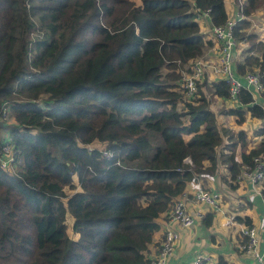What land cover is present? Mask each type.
<instances>
[{"label":"trees","instance_id":"16d2710c","mask_svg":"<svg viewBox=\"0 0 264 264\" xmlns=\"http://www.w3.org/2000/svg\"><path fill=\"white\" fill-rule=\"evenodd\" d=\"M259 1L246 0V16ZM206 10L213 24L229 19L225 0H0V264H147L190 181L221 172L235 188L264 159V89L243 87L223 107L240 127L249 114L263 121L253 146L247 128L217 122L202 89L229 101L226 79L204 78L192 98L181 90L187 63L214 44L198 18ZM249 25L234 29L250 43L235 68L257 70L264 85V36ZM7 140L14 160L4 166ZM213 220L208 210L202 222Z\"/></svg>","mask_w":264,"mask_h":264},{"label":"built area","instance_id":"2783aa9c","mask_svg":"<svg viewBox=\"0 0 264 264\" xmlns=\"http://www.w3.org/2000/svg\"><path fill=\"white\" fill-rule=\"evenodd\" d=\"M203 16L210 17L209 10L201 13L198 18L202 19ZM239 20V17L229 18L225 23L213 25L211 29L214 38L221 43L217 64L212 66V71L217 75L216 79H226L229 84V101L232 100L234 102H239L238 95L243 87L250 90L254 96H257L264 89L257 70H249L243 75L236 71V38L234 29ZM195 59L191 60L195 61L191 64L192 70L184 81L186 94L190 98L195 95L198 82L202 81L206 74L207 60ZM4 116H8V113H5ZM3 151L2 163L4 166H9L14 160L13 145L9 140L5 142ZM185 162L193 163L189 156L185 158ZM254 162V166H245L242 169L237 176V180H247L253 186L254 192L261 197L264 205V159L256 156ZM208 210H224L219 195L201 185L193 191L188 188L183 190L173 200L167 218L160 220L162 222L161 229L163 227L162 234L158 235L160 244L158 247L151 246L154 251L149 254L150 257L147 264H179L171 262V259L181 238V229L197 225L203 220ZM242 235L247 236V242L241 245L243 254L255 259L259 264H264V246H262L264 238L260 236L257 226L245 224L242 227ZM214 260L213 254L199 252L186 264H207L212 263Z\"/></svg>","mask_w":264,"mask_h":264},{"label":"crops","instance_id":"0c3cea01","mask_svg":"<svg viewBox=\"0 0 264 264\" xmlns=\"http://www.w3.org/2000/svg\"><path fill=\"white\" fill-rule=\"evenodd\" d=\"M232 11H235V6H234V9H232ZM236 12H237V9H236ZM209 19L210 17L203 16L202 23L205 24L207 22H210ZM206 27L209 28L210 26H206ZM208 28H207V32H209ZM203 31L207 33L205 29H203ZM210 33H211L212 38L214 39V44L207 49L206 53H207V57L215 59L216 55L219 53V49H218L219 43L214 38L212 34V30ZM236 54L239 57L243 56V52H241V49H238V48H236ZM215 77H216L215 74H211L210 79H213ZM252 120L253 119L249 120L247 118L246 122L248 123V125L250 124L251 127L253 128V125L257 124V122L256 120H253V121ZM248 131L251 133L250 129H248ZM252 135H253L252 140H249L250 142H252L249 144L250 146L257 144L258 143L257 141H259L260 139L258 138V135H254V134ZM219 178L220 177L218 175H212V174L202 175L198 177L197 179L190 181L187 188L193 191L201 185V186L211 189L213 192L218 193V195L221 197L222 207L224 208V210L223 211L222 210H219V211L212 210L214 212V220H213L212 225H215L216 223H218V225L225 226V224H223L225 221H222V219H225L227 221L226 223L236 227V232L234 234L231 233V242L234 244V249L236 250V251L234 250L233 253H236L238 250L237 246L240 244L239 242H240V237L242 235V227L245 226V224H243L244 222L236 219L235 216L237 214L251 215L253 218V222H252L253 225L257 226L260 232V236L264 238V205H263L261 197L258 196L254 192L253 186L247 180H241V181L238 180L235 183L236 184L235 188H230L231 189L230 196H228V198L225 199L220 189L221 181ZM226 230L228 231L227 228ZM162 232H163V227L159 231V233L156 234L157 239H158V235H161ZM202 233L206 234L207 237H204V239L206 242L209 243L207 245L209 247V252L207 253H210V252L213 253V251H216L217 249L215 248V246H212L211 240L215 241L216 243H221V241L219 240L217 235L210 234L211 238H209L208 232L206 231V225L201 221L193 227L181 229V238L176 245L175 253L171 259V262L179 263V264H186L194 257L196 253L205 252L204 249H200V246L202 245L200 235ZM233 237L235 238L233 239ZM234 240H236L237 244L234 242ZM262 246H264V241L262 242ZM153 251L154 249H152L151 252ZM220 253L223 254L224 257L229 261V264L232 263V260H235V258L232 257V253L225 254L219 251L218 254L216 255L219 256ZM214 262L215 260L212 263L214 264ZM254 262H256L255 259L244 257L242 255V260L237 259L232 264H254Z\"/></svg>","mask_w":264,"mask_h":264},{"label":"rangeland","instance_id":"374dc122","mask_svg":"<svg viewBox=\"0 0 264 264\" xmlns=\"http://www.w3.org/2000/svg\"><path fill=\"white\" fill-rule=\"evenodd\" d=\"M138 2H140V0H138ZM225 3H226V7H227L228 13L230 11L229 18H234V17H239V19L247 18L250 21V25L246 29L247 32H255V33H259V35L261 34L262 36H264V0H260L258 2V4H257L256 9L253 10L252 13L250 15H248V16H246L245 13H244V9H245L246 3H247L246 0H225ZM234 6H235V11H232V9H234ZM236 9H237V11L240 10L239 13L236 12ZM209 20H210V22H207V23L203 24L202 23V19H199V21L201 23L202 31H203V29H205V31L207 32V28L208 27H206V26H210L208 28L209 32H207V35L212 37L210 32H211V29H212L213 25H215V24H213L211 22V16H210ZM218 43H219V47H220V45H221L220 41H218ZM235 44H236L235 49L236 48L241 49V52H243V56H241V57L237 56V54H236L235 61L240 60L242 57L243 58L241 60H243L244 59V55L247 53V51H245V50L250 47V43L249 42H239L238 40H236ZM219 47H218V49H219ZM195 58L207 60V62H206L205 79H207L209 82L214 80V79H216V77L213 78V79H210V77H211V74H215L212 71V66L217 64L218 54L216 55L215 59L207 57V53L206 52L203 55L195 57ZM195 58H193V59H195ZM195 60L187 63V65L185 67V70H183L184 76H183V80H182V88H181L182 91H184L183 90V86H184L185 77L191 72V71L189 72L188 69L192 70L191 64ZM215 76H217V75L215 74ZM203 82H202V89L204 90V93H205L206 97L211 101V105L213 106V108L217 112L216 118H217V122L219 124L220 123H224V124L228 125V127H230L231 130H232L231 134H235L237 132V130L239 128H242V127H245V128L247 127L248 129H250V131L253 130L251 125L250 124L248 125L247 122H245L243 124V126L240 127L239 123L237 122V120H236V118L234 117L233 114H223L224 104H225L224 108H226V107L228 108L230 106L236 105V102H234L232 100L231 101L222 102L221 99H216L215 96H213L211 94V90L209 88L210 85L204 84ZM184 92H186V91H184ZM181 106H183V104ZM220 110H221V112H219ZM2 118L5 119V121L7 123H13L14 122V120L10 116H3ZM248 119L249 120H251V119L257 120V118L251 117L250 114H249ZM256 122H257V124H260V123L263 124L262 120L261 121L258 120ZM5 130H6L5 127H2L0 129V132H2V134L4 136H6V134H7V131H5ZM252 136H253L252 132L251 133L249 132V140H252ZM250 143H252V142H250ZM103 145L104 144H100L98 146L101 147ZM187 164L188 165H192L193 163H187ZM8 169H9L10 172H15L16 169H17V165H11L10 167H8ZM215 175H218L220 177L219 179L221 181V187H222V188L220 187V189L222 191L223 197L225 199L228 198V196H230V194H231V191H230L231 190L230 189L231 185L227 181L226 177L221 174V172H217ZM75 181L77 183V178H75ZM78 186H77V188H74V189H71L70 187H67V192L72 193V192L76 191L77 189H80ZM227 188H228V190H227ZM66 219H67V230H68V232L72 236H77V233L74 232L73 227H72L73 215H72V213L69 210L67 211ZM222 221H225L223 224H225V226H227V227H225L224 225H218V223H216L215 225L211 224L210 226H206V231L208 232V237L211 238L210 234L217 235L219 240L221 241V243H216L215 241L211 240L212 246H215V248L217 249L216 251H213L212 254L216 255V254H218L219 251H221V252H223L225 254L226 253H232V257H234L235 260H237V259L242 260V253H240L238 251L236 253H233L235 249H234V244L231 242V233L234 234L236 232V227L226 223L227 221L225 219H222ZM226 228L228 229V231L226 230ZM204 237H207V236H206V234L202 233L200 235V239H201V242H202V245L200 246V249H204V251L209 252V247L207 246L209 243L205 241ZM234 238L235 237H233V239ZM234 242L237 244L236 240H234ZM230 250H232V251H230ZM235 260H232V263H234ZM254 264H258V263L254 262Z\"/></svg>","mask_w":264,"mask_h":264}]
</instances>
